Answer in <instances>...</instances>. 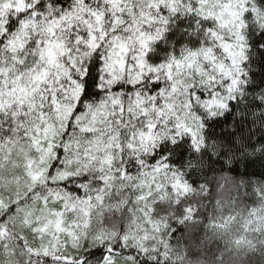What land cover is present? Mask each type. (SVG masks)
<instances>
[{
  "label": "snow or ice",
  "instance_id": "obj_1",
  "mask_svg": "<svg viewBox=\"0 0 264 264\" xmlns=\"http://www.w3.org/2000/svg\"><path fill=\"white\" fill-rule=\"evenodd\" d=\"M249 119L264 129V0H0V188L23 183L0 195V264H220L172 239L218 142L264 155ZM254 193L211 225L237 250L264 247Z\"/></svg>",
  "mask_w": 264,
  "mask_h": 264
},
{
  "label": "trees",
  "instance_id": "obj_2",
  "mask_svg": "<svg viewBox=\"0 0 264 264\" xmlns=\"http://www.w3.org/2000/svg\"><path fill=\"white\" fill-rule=\"evenodd\" d=\"M228 125L234 128L233 117L228 113ZM237 115L236 119H239ZM221 121L224 117H219ZM223 127V125H222ZM244 134L249 130L254 132L253 142L264 140V129L258 127L254 119H249L242 125ZM219 135L221 128L214 129ZM215 152H211V159L207 156L203 161V170L195 175H189L194 184L208 182V195L196 197L199 206L197 219L194 223L177 225V233L172 239L175 249L187 253L189 260L201 259L214 261L223 254L220 264H264V247L257 245L255 251L237 250L231 244V236L214 234L211 227L221 215H228L235 211H243L256 204L254 189L264 185V155L251 148L243 149L236 138V146L229 147L226 143ZM188 160L187 153L182 161L179 157L173 158V163L183 166ZM23 191V183L12 184L7 189L0 188V195H14ZM224 199L217 203L220 197ZM254 242L264 240V236L256 233L251 237ZM31 240V236H29ZM35 243H39L37 239Z\"/></svg>",
  "mask_w": 264,
  "mask_h": 264
}]
</instances>
